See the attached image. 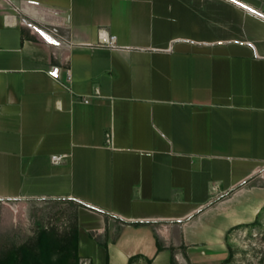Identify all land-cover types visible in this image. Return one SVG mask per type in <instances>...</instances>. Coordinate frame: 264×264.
Instances as JSON below:
<instances>
[{"label":"crops","instance_id":"0c3cea01","mask_svg":"<svg viewBox=\"0 0 264 264\" xmlns=\"http://www.w3.org/2000/svg\"><path fill=\"white\" fill-rule=\"evenodd\" d=\"M263 181L264 0H0V201L76 203L80 258L179 264Z\"/></svg>","mask_w":264,"mask_h":264},{"label":"rangeland","instance_id":"374dc122","mask_svg":"<svg viewBox=\"0 0 264 264\" xmlns=\"http://www.w3.org/2000/svg\"><path fill=\"white\" fill-rule=\"evenodd\" d=\"M261 186L264 188V181ZM263 201L264 190L252 189L212 212L198 230L203 243L181 247L180 253L187 262L179 264H264V204L258 207ZM76 206L64 199L0 201V259L31 242L40 229L55 226L62 231L70 226ZM256 208L259 209L254 214ZM237 219L243 223L235 225ZM138 248L124 243L121 237L108 244L106 264H127L126 252ZM153 248L159 247L154 244ZM83 259L86 258H79L78 263ZM147 261L134 259L128 264H150ZM154 264H171L170 250L163 252Z\"/></svg>","mask_w":264,"mask_h":264},{"label":"trees","instance_id":"16d2710c","mask_svg":"<svg viewBox=\"0 0 264 264\" xmlns=\"http://www.w3.org/2000/svg\"><path fill=\"white\" fill-rule=\"evenodd\" d=\"M77 231L76 216L62 231L55 226L40 229L31 242L0 259V264H79Z\"/></svg>","mask_w":264,"mask_h":264},{"label":"built area","instance_id":"2783aa9c","mask_svg":"<svg viewBox=\"0 0 264 264\" xmlns=\"http://www.w3.org/2000/svg\"><path fill=\"white\" fill-rule=\"evenodd\" d=\"M110 40H113V36L110 37ZM67 81L70 80V75L67 74V77H66ZM85 102H87V100H84ZM108 135H107V141H108ZM54 161H58L59 160V157H54L53 159ZM89 263V260L88 259H83V261L79 264H88Z\"/></svg>","mask_w":264,"mask_h":264}]
</instances>
